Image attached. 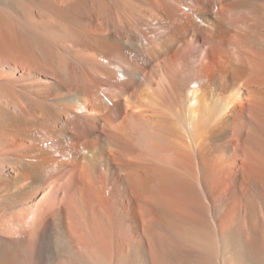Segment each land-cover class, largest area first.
Returning <instances> with one entry per match:
<instances>
[{"label": "bare ground", "instance_id": "6f19581e", "mask_svg": "<svg viewBox=\"0 0 264 264\" xmlns=\"http://www.w3.org/2000/svg\"><path fill=\"white\" fill-rule=\"evenodd\" d=\"M0 63L7 264H264V0H0Z\"/></svg>", "mask_w": 264, "mask_h": 264}, {"label": "rangeland", "instance_id": "374dc122", "mask_svg": "<svg viewBox=\"0 0 264 264\" xmlns=\"http://www.w3.org/2000/svg\"><path fill=\"white\" fill-rule=\"evenodd\" d=\"M80 9H81V12H80ZM80 9H79V11H78V12H80L79 15H80V14H81V15H85V10H84L83 8H80ZM82 12H83V13H82ZM116 17H117V22H118V23H117V24H118L117 27H118V30H119L120 36L123 37V38H125V37H126V34H125L126 32L123 30L124 26H123L122 20H121V18H119V15H118V14L116 15ZM128 23H129V24H128L129 26H132V20H131V21L128 20ZM120 24H121V25H120ZM122 26H123V27H122ZM103 27H105V26H103ZM121 30H123L122 34H121ZM124 35H125V36H124ZM183 46H184V45H183ZM183 46H182V49H186V48H184ZM179 50H180V51H183V50L180 49V47H179ZM183 52H186V51H183ZM108 53H110V54H106V56H112V53H111V52H108ZM198 56H199V55H198ZM198 56H196V57H198ZM128 58L131 59V55L128 54ZM7 62H9V63H5V66L10 65V67H11L10 69H13V71H16V72L19 71L18 69L15 70V69L18 68V67H16V63H15L13 60H8ZM103 62H104V61H103ZM13 63H14V64H13ZM5 66H4V64L2 65V64L0 63V69H2V68H4V69H8V68L5 67ZM1 67H2V68H1ZM12 67H13V68H12ZM14 68H15V69H14ZM118 75H120V73H118ZM101 89H102V91L104 90L103 88H101ZM0 259H2V260H0V264H7V263H6L7 261H6L5 259H3V258H0Z\"/></svg>", "mask_w": 264, "mask_h": 264}]
</instances>
